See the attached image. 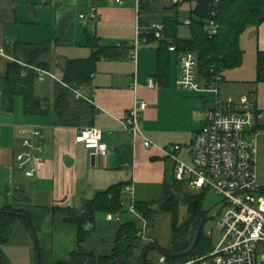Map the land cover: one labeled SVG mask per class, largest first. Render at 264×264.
I'll use <instances>...</instances> for the list:
<instances>
[{
  "label": "crops",
  "instance_id": "0c3cea01",
  "mask_svg": "<svg viewBox=\"0 0 264 264\" xmlns=\"http://www.w3.org/2000/svg\"><path fill=\"white\" fill-rule=\"evenodd\" d=\"M191 1L192 9L195 0ZM0 6V47L4 48L0 51V78L6 74L9 63L18 60L13 50L15 42L49 41L51 51L46 56L49 62L46 70L58 79L46 75L43 81L36 80L35 93L42 99L44 108L50 107L47 113L26 112L19 94L14 96L13 103L5 102L0 80V209L11 207L29 217L37 235L42 264L68 263L80 245L95 255L109 254L115 246L119 226L129 221L124 220L125 211H129L127 206L119 212H98L94 232L82 242L78 240V225L66 221L64 208H81L96 192L116 183L131 184L134 188L136 181H160L163 191L174 185L175 159L165 155L163 148L170 142L181 144L180 157L184 150L182 128L186 126H179V121L187 115L201 122L190 129L188 134L192 132L193 136L203 124V108L217 94L174 88V56L179 75V58L174 52L167 83L148 85V79L154 78L157 69L156 43L138 46L135 52V0H122V3L117 0H0ZM4 13L7 19L2 21ZM87 29L104 45L112 47L108 51L121 53L117 57L97 58L91 80L75 90L80 93L76 96L84 99V111H87L84 119L91 121L84 126L101 129L102 142L107 147L105 154L98 153L93 160L90 150L75 139L78 128L83 126L58 123L51 108L55 83L66 84L57 73H63L65 60L92 55ZM239 44L242 62L223 70L218 96L236 99L252 96L261 112L252 135L264 136V81L256 80L257 55L264 51V22L248 26L240 34ZM210 93L212 96L207 97ZM136 100H145L148 104L140 121L145 126L143 133L153 142L151 146H145L140 137L122 128L121 120ZM26 125H35L41 130L37 139L41 149L34 153L42 160L36 163L33 176H27L17 166L16 159L18 153L28 150L19 133V128ZM31 164L28 161L26 166ZM123 194L124 201L129 202L124 188ZM134 198L144 200L135 197V188ZM108 213H118L120 219H108ZM27 232L31 240L26 233L23 241L15 243L14 240L1 246L6 264H38L32 233ZM259 255V264H264V246Z\"/></svg>",
  "mask_w": 264,
  "mask_h": 264
},
{
  "label": "trees",
  "instance_id": "16d2710c",
  "mask_svg": "<svg viewBox=\"0 0 264 264\" xmlns=\"http://www.w3.org/2000/svg\"><path fill=\"white\" fill-rule=\"evenodd\" d=\"M15 1V0H10ZM183 0L176 3L162 2V0H142L140 5L141 25L148 26L154 21L164 24L163 37L155 38L153 30H144L148 42L156 43L157 69L155 82L165 85L168 81L171 53L179 57L180 52L193 50L198 53L199 71L207 77L212 71L223 72L224 69L237 66L242 62L243 51L239 44L240 34L251 25L258 26L264 22V0H217V4L210 6L211 0H195V6L189 15L192 37H180L179 27L183 24L180 15V5ZM211 18L219 22V31L210 36L205 24ZM87 41L93 48L92 55L87 58H67L63 65V78L66 84L55 83V96L51 105L56 113L57 122L65 125L84 126L91 121L84 119V99L76 96L75 90L91 80L95 71L96 59L101 55L117 57L120 52H111V46L104 45L92 30L87 29ZM175 44L176 50H169V45ZM122 43H120L121 46ZM16 61L9 63L6 74L0 78L5 102L13 103L14 96L19 94L24 100V109L28 113H47L50 107L44 108L42 99L36 95V80L38 72L35 67L46 69L49 62L46 56L51 51L49 41L28 42L17 41L13 45ZM22 62H20V61ZM257 81H264V51H259L256 66ZM157 84V83H156ZM90 109V106H88ZM175 179L174 185L177 183ZM124 183L112 184L109 188L96 192L94 197L84 201L81 208H64L65 219L78 225V240L80 242L94 232L97 213L119 212L124 209L123 188ZM264 189V186H263ZM167 193L161 207L172 213V237L169 252H181L189 248L195 238L198 227L199 214L204 209V197L207 190H188L185 194L181 190L173 191L166 188ZM182 195V196H181ZM187 205V216L180 221V202ZM160 202V201H158ZM135 206L140 215L150 220L156 212L153 201L135 200ZM16 212L21 210L5 207L0 209V259L4 261L1 246L14 241L15 227L18 221L24 222L26 229L31 232L29 217H21ZM202 233L194 253H205L213 247V237L204 232L206 213L203 218ZM141 228L136 220L122 223L116 235L113 251L109 254L95 255L84 246L72 252L69 264H142V254L151 245H158L156 240L142 246L137 256L135 249L141 240ZM185 257V256H183ZM180 257V258H183ZM168 260L179 258L167 257ZM6 264V262L4 261Z\"/></svg>",
  "mask_w": 264,
  "mask_h": 264
},
{
  "label": "built area",
  "instance_id": "2783aa9c",
  "mask_svg": "<svg viewBox=\"0 0 264 264\" xmlns=\"http://www.w3.org/2000/svg\"><path fill=\"white\" fill-rule=\"evenodd\" d=\"M122 3V0H117ZM176 3L179 0H167ZM142 0H135L137 18V37L135 52L138 46L148 43L144 30H153L155 38L163 37L164 24L154 21L148 26L140 22V5ZM217 4L211 0L209 5ZM190 25L191 19H183ZM219 22L211 18L205 24L210 36L219 31ZM169 50L175 51L176 45L170 44ZM3 52L4 48L0 47ZM134 52V53H135ZM179 75L177 84L183 89L196 92H214L217 96L208 101L203 115V124L196 130L189 144V159L187 162L178 157L181 144H170L163 148L165 155L175 159L174 179L184 181L192 191L215 190L225 198V207L218 222V238L213 240V247L205 253H194L183 258L168 260L159 256L156 264H259L260 248L264 246V189L260 181L257 160V133L252 135L261 112L256 107L252 96L236 99L233 96L221 98L218 96L222 72L212 71L210 76H203L199 71L198 53L193 50L182 51L179 54ZM40 81L46 75H55L46 69L35 67ZM134 88L137 82L134 81ZM149 86H155L153 77L148 79ZM77 96L80 93L76 91ZM145 100H136L122 122L123 130L135 137H140L145 146H151L152 140L142 131L140 119L142 111L147 108ZM23 135L22 143L27 151L16 155L17 166L24 170L27 176H33L37 171L36 163L42 160L35 150L41 149L37 139L41 130L35 125L19 128ZM101 129L94 126L78 128L75 139L83 143L92 156L105 154L107 147L102 142ZM31 161L32 164L26 166ZM129 195L127 201H122L128 210L140 215L135 206L134 188L131 184L124 186ZM108 219H120L118 213H108ZM145 229V228H144ZM144 234V230L142 232ZM213 237V232L208 233ZM153 240L152 238H150Z\"/></svg>",
  "mask_w": 264,
  "mask_h": 264
},
{
  "label": "rangeland",
  "instance_id": "374dc122",
  "mask_svg": "<svg viewBox=\"0 0 264 264\" xmlns=\"http://www.w3.org/2000/svg\"><path fill=\"white\" fill-rule=\"evenodd\" d=\"M191 3H193L191 0H183L181 5H180V15L182 19H185L189 17L191 13ZM0 11H1V6H0ZM2 21H5L7 19L6 14L2 16ZM178 35L180 37H192V31L190 29V26L183 23L179 27ZM145 44L140 45L144 46ZM139 47V48H140ZM173 74H174V80L173 81V87L176 88L179 86L176 82L177 78V71H178V63L175 59V56L173 58ZM58 76L60 78L63 77V73L60 71L57 72ZM181 88V87H180ZM206 94V93H202ZM19 99L22 98L21 95H19ZM212 93L207 94V97H211ZM164 98V97H163ZM165 100V98H164ZM206 107L203 108V111L205 110ZM201 122H198L196 120H193L191 116H187L179 121L178 125L179 126H186L185 128H182V134L183 138L181 139V143L184 146L183 153L180 155V157L189 162L190 159L188 157L189 155V150L186 146V144H190L191 138H192V132L189 133V131H192V127L195 125H200ZM140 126L141 129H145L144 124L142 121H140ZM202 126V124H201ZM262 140H264L263 135H259L257 137V160H258V171H259V177L260 181L264 183V145L262 144ZM173 141H176L173 139ZM173 144L172 142L167 143L166 145ZM135 197L138 199H144L148 201H153L155 204L156 212L152 216L150 220L148 218H144L142 215H137L135 217L136 223L138 227L141 228V240L139 241V246L135 249L137 256L141 255L140 250L142 246H144L146 243L151 242L153 240H156L158 243V246H161L165 249L171 248V237H172V213L165 211L164 208H162L161 201H163L164 197H166L167 190L163 191V184L160 181H154L151 180L149 182H135ZM170 188L173 191L181 190L183 194L189 190V186L186 182L184 181H177L175 185L170 186ZM182 196V195H181ZM163 199V200H161ZM222 200V195L218 194L215 190L210 189L207 191L204 197V209H209L206 213V222L204 224V232L205 233H210L213 232V240H216L218 238V222L220 220L221 213L225 207V204L223 202H219ZM160 201V202H158ZM219 202L216 206L211 208L214 204ZM211 208V209H210ZM126 217H124V220H131L134 218V214L131 211H125ZM179 216H180V223L183 222V220L186 219L187 216V205L185 201L180 202V207H179ZM145 228V229H144ZM144 230V234L142 233ZM27 232L26 226L24 222L18 221L17 228L14 232V240L16 242L23 241V237L26 236ZM30 240L31 236L30 234L28 235ZM152 238L153 240H151ZM194 242V241H193ZM32 250H33V243H32ZM143 255V254H142ZM160 254L157 253L156 251H150L147 255L146 259V264H156V262L159 259Z\"/></svg>",
  "mask_w": 264,
  "mask_h": 264
},
{
  "label": "water",
  "instance_id": "95a60500",
  "mask_svg": "<svg viewBox=\"0 0 264 264\" xmlns=\"http://www.w3.org/2000/svg\"><path fill=\"white\" fill-rule=\"evenodd\" d=\"M93 159H94V156H92V160ZM224 199L225 198H222V200L219 201V202H222ZM219 202L214 204L211 208L216 206ZM208 210L209 209H203L200 212L199 221H198V227H197V231H196V234H195L194 242L192 243V245L189 248H187L186 250L181 251V252H169L168 250H166L165 248H163L161 246L151 245V246L147 247L144 250V252H143L142 264H146L147 255H148V253L150 251H156L157 253H159L161 255H164L166 257H172V258H180V257L186 256L189 253H191L195 249L196 245L199 242V238L201 236L202 228H203V220H202V218H203L204 214L207 213ZM16 214L21 216V217H25V218L27 217V215L24 212H16ZM31 233H32V236H33L34 246H35V249H36L37 262H38V264H42L41 260H40V249H39V244H38V240H37V235H36V232H35V230H34V228L32 226H31ZM0 264H5L2 259H0ZM65 264H68V263H65Z\"/></svg>",
  "mask_w": 264,
  "mask_h": 264
}]
</instances>
